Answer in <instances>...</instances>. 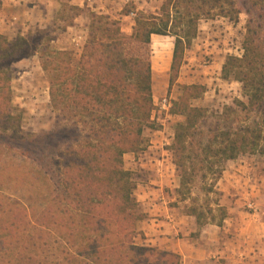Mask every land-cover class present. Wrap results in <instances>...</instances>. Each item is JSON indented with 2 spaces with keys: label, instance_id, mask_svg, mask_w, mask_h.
<instances>
[{
  "label": "trees",
  "instance_id": "16d2710c",
  "mask_svg": "<svg viewBox=\"0 0 264 264\" xmlns=\"http://www.w3.org/2000/svg\"><path fill=\"white\" fill-rule=\"evenodd\" d=\"M65 7L72 19L81 13ZM214 13L231 22L246 16L243 53L226 57L218 73L240 84L242 100L223 113H255L258 121L223 131L215 125L204 134L208 110L190 105L204 88L182 87L173 113L184 121L174 130L170 150L179 177L176 194L190 201L184 214L200 231L206 225L222 227L227 218L218 199H210L225 164L243 155L264 158V0H165L159 15L134 19L128 39L119 28L109 39L100 38L97 24L107 18L89 12L77 60L72 52L52 49L46 30L12 40L0 36V173L17 158L18 166L31 165L20 187L18 176L13 183L7 174L13 185L0 177V264H180L178 254L137 245L145 240L138 229L145 217L123 156L142 150V133L152 126L151 37L173 38L170 87L199 20ZM33 55L49 77L52 108L66 114L70 124L31 138L13 137L21 115L11 105L9 66ZM196 178L202 183L200 204L190 196ZM29 180L42 187L27 186ZM52 238L56 242L48 241Z\"/></svg>",
  "mask_w": 264,
  "mask_h": 264
},
{
  "label": "rangeland",
  "instance_id": "374dc122",
  "mask_svg": "<svg viewBox=\"0 0 264 264\" xmlns=\"http://www.w3.org/2000/svg\"><path fill=\"white\" fill-rule=\"evenodd\" d=\"M100 1L99 3L102 4ZM102 1H106L102 5L104 8H101V10L108 11L106 16L103 14L107 18V23L101 20L97 24L100 28L98 35L100 38L107 40L115 35V29L117 28H119L123 37L130 38L133 31L129 26L134 30L131 19L134 20L140 14L159 15L161 5L165 0H137L143 5L139 10H137V4H134L136 0ZM65 6L67 5L63 4L61 8H58L59 10L57 9L56 24L46 30L53 42L58 40V43H49L46 39L43 43H49L52 49H64L72 52L74 59L77 60L83 43L75 45V43L68 42L69 35L74 32H68L66 29L71 24L74 13ZM85 12L93 11L90 8H84L81 13ZM93 13L96 12L94 11ZM245 23L246 16L244 14L239 15L237 22H231L227 18L217 16L216 13H214L213 18L200 19L197 24L196 36L190 46L184 50L177 78L173 79L172 85L168 87L167 84V88L166 81L168 83V78L157 80L154 77L153 79L151 72L153 104L150 112V121H152V126L144 129L142 133V150L130 152L123 156L124 168L132 173L135 182V199V193L138 189L137 184L141 186L149 183V180H154L152 177L147 178L152 171L139 166L141 161L146 160H143L146 154L157 157L159 161L162 160L158 167L164 173V179H168L171 185L179 183L170 145L177 124L184 121L182 115L173 113L175 111V102L182 94V87L199 86L204 88V93L200 98L190 100L192 107L208 110L207 123L203 126L204 134L214 128L215 125H217L219 130L223 131V129L230 126L235 128L253 125L258 121V116L255 113H225V111L223 113L224 107L231 106L234 100H242L241 87L240 84L232 79L223 80L218 76L226 57H241L243 53L241 43L245 36ZM126 26L128 27L126 28ZM64 29L65 33H63ZM172 43L173 38L171 36L152 38L151 67H153L154 72L158 69V71H161L159 73H162L166 69L171 57ZM9 67L12 105L16 107L17 112L21 115L20 128L17 131L18 135L13 137L24 135L31 138L35 135L53 131L57 126L67 127L70 124L69 117L67 118L66 114L53 109L50 104L49 77L40 68L37 55L23 58L12 63ZM163 99L169 102V106L166 108L161 105ZM17 160L11 161L4 168V172L0 173V177L5 180H3L4 185H13L15 177L18 176L20 180L17 186L20 187L21 181L24 182L28 178L26 172L30 171V162H24L21 166H18L21 161L19 158ZM223 172L214 185L215 195H211L210 199L214 200L217 198L222 206L225 201L234 202V200H238L239 214L236 213V215L239 218L237 225L233 226L238 228V231L241 229L242 234L240 250L242 251L243 259L242 263L239 264H264V158L259 155L240 156L235 161L225 164ZM7 174L11 175L10 179L13 183L7 182ZM27 186L40 187L41 185L39 182L35 183V181L29 180ZM201 186L202 183L198 178L190 185V196L198 198L199 204L203 198ZM170 187H165L164 191L169 192ZM169 195L170 201H168V205L175 208L178 214L185 215L186 207L191 204L190 201H180L176 190L174 193L169 192ZM223 207L226 208L225 205ZM145 226V230H140L142 222L138 224V229L144 236L145 232H148V225ZM207 226L209 225L204 226L202 229L207 228ZM192 227L193 229L189 235L184 236L183 233H179L175 238L180 240L198 238L202 229L198 231L195 225H192ZM235 231L236 229L233 228V232ZM211 233H217V241L210 247V250H217L228 245L227 243L232 237L230 233H226L222 229L218 231L216 228H210ZM53 238L48 241L51 243ZM55 239L53 241L56 242ZM152 239L154 238L148 235L145 236L144 241L137 240L136 243L137 245L164 251ZM234 243V246L239 244L238 242ZM56 245H53L52 249L56 248ZM209 258L210 262L206 264H233L230 260H226V262L225 259L214 261L215 258ZM180 264L187 263L181 259Z\"/></svg>",
  "mask_w": 264,
  "mask_h": 264
},
{
  "label": "crops",
  "instance_id": "0c3cea01",
  "mask_svg": "<svg viewBox=\"0 0 264 264\" xmlns=\"http://www.w3.org/2000/svg\"><path fill=\"white\" fill-rule=\"evenodd\" d=\"M99 1L100 0H0V36L12 40L17 36L25 37L36 30H47L50 26L56 24V13L59 10L58 8H61L63 4H66L68 7L78 8L81 12L84 8H90L93 12H96V15L100 16L105 14L106 16L108 11L101 10V8H104L102 5L105 4L106 1L101 0L100 2L102 4H100ZM134 4H137V10L143 7L137 0ZM71 22L72 23L67 29L65 28L68 32H74L69 35L68 42L75 43V45L83 43L84 45L88 34L89 12L79 13ZM131 23L135 26L134 20L131 19ZM127 27L128 26H126V28ZM129 28L133 31L131 26H129ZM65 29L63 33H65ZM153 37L160 38L161 36H152L151 46ZM52 42L53 40L51 43ZM53 43H58V40ZM58 51L65 50L58 49ZM171 57L166 69L162 73H159L161 71H158V69L154 72L153 67H151L153 79L155 77L157 80L161 78H168L169 80ZM167 84L166 81V87ZM143 160L145 161H141L139 166L152 171L148 174L149 176L147 178L152 177L154 179L153 181L149 180V183H145L141 186L137 184L138 189L135 193L140 212L145 216V219L141 221L142 227L140 230H145V225H148V232H145V236L149 235L153 237L154 239H152V241L157 243L164 251L179 254L181 259L187 264H206L210 262L209 257L215 258L214 261L225 259V262L226 260H230L233 264L242 263L243 254L240 250V239L242 238L241 229L238 231V228L234 227L237 225V220L239 218L236 215V213L239 214L238 200H234V202H223V206L225 205L227 208V218L224 220V225L222 227L209 225L207 228L201 230L196 239L188 238L180 240L175 238L179 233H183L184 236L189 235L193 229L192 225H195V220L190 216L178 214L175 208L168 205V201H170L169 192L174 193L178 188V183L177 185H171L168 179H164V173H162L161 168L158 167V164H160L162 160L159 161L157 157L147 154L143 157ZM167 186H171L169 192L164 191V188ZM210 228H216L218 231L222 229L224 232L230 233L232 236L230 239L232 241L228 239V245L217 250H210V247L217 241V233L210 234ZM233 228L236 229L235 232H233ZM234 242H238L239 244L234 246Z\"/></svg>",
  "mask_w": 264,
  "mask_h": 264
},
{
  "label": "built area",
  "instance_id": "2783aa9c",
  "mask_svg": "<svg viewBox=\"0 0 264 264\" xmlns=\"http://www.w3.org/2000/svg\"><path fill=\"white\" fill-rule=\"evenodd\" d=\"M161 105L163 106V108H166L167 106H169V102L166 99H163Z\"/></svg>",
  "mask_w": 264,
  "mask_h": 264
}]
</instances>
